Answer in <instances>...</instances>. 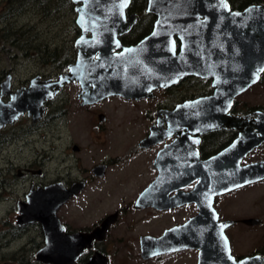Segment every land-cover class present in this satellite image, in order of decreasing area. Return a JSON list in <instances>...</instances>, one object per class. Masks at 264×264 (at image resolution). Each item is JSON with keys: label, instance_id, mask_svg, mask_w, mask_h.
<instances>
[{"label": "water", "instance_id": "95a60500", "mask_svg": "<svg viewBox=\"0 0 264 264\" xmlns=\"http://www.w3.org/2000/svg\"><path fill=\"white\" fill-rule=\"evenodd\" d=\"M72 1L76 25L81 29L74 41L75 61L57 80H41L36 75L28 87L11 93L10 101H0V125L12 123L25 110L37 111L40 117L44 101L66 83H79L78 98L82 104H89L110 95L150 97L156 88L173 85L186 75L213 78L212 95L177 105L166 114L167 127L162 136L158 132L163 119H159L160 129L151 127L149 136L140 143L149 145L177 134L159 151L154 161L158 175L139 195L137 203L159 209L189 201L198 206L195 217L165 230L160 237H141V255L148 258L195 247L197 264H264V257L259 255L235 259L224 232L230 221H219L213 207L216 194L264 178V160L239 164L245 153L264 140V113L255 112L254 119L250 115L228 114L234 98L254 84L264 70V1L237 11L231 9L228 0H149L148 10L158 18L152 32L132 46H124L118 38L134 23V17L125 16L130 0ZM176 36L180 40L178 52ZM9 83L10 74L2 83L1 94L8 92ZM242 124L246 125L243 129ZM226 127L239 129L240 136L217 155L202 160L195 148L198 142L190 143V132L199 134ZM253 128L260 136L252 137ZM193 177L197 179L193 190L169 196L172 188L185 185ZM83 187L82 181L69 188L54 183L31 190L27 202L19 205V219L43 223L46 241L35 256L44 264H79L78 256L95 238V232L64 233L56 216L58 208ZM109 220L110 217L103 222L105 227ZM257 221L246 220L250 224ZM84 264H108V259L96 252Z\"/></svg>", "mask_w": 264, "mask_h": 264}, {"label": "flooded vegetation", "instance_id": "af4514ba", "mask_svg": "<svg viewBox=\"0 0 264 264\" xmlns=\"http://www.w3.org/2000/svg\"><path fill=\"white\" fill-rule=\"evenodd\" d=\"M241 5L237 9L232 10H243L249 5L261 4L264 0H238ZM72 4L74 17L73 23L75 38L80 36L81 29L76 25L77 12L75 10V4L72 0L69 1ZM229 2V1H228ZM149 0H130L128 6L125 9L126 19L134 17V23L130 29L118 36L119 40L124 46H132L137 44L139 41L148 36L155 25L158 15L148 10ZM90 35V33H88ZM73 41V45H74ZM176 52L179 51L180 40L175 37ZM75 47V46H74ZM10 50V49H9ZM76 50V48H75ZM77 53V51H76ZM14 55V54H13ZM11 59V56H9ZM14 58H17L16 54ZM76 59L72 60L73 63ZM15 61V59H13ZM15 61V65L10 68L11 71L2 70L0 73V101L8 102L11 99V93H17L21 88H26L29 86L30 81L34 76L40 75L41 80L51 79L53 81L58 79L59 74L66 72L68 69V63L65 69H61L57 74L49 73L44 74H34L29 75L23 79L17 77L13 70L19 63ZM8 74H10V83L8 87V92L1 94L2 83L6 80ZM19 78L18 82L16 79ZM77 82L66 83L64 86L58 89L56 94L51 99H46L43 103L44 112L40 117H37V111L34 113H29L25 110L18 114L12 123H6L0 125V206L5 205L4 213L0 218V248L1 251L11 247L12 244H20L13 251V259H15V264H44L43 262L36 259V253L44 246L46 241V231L43 227V223L34 219L28 221L26 219H19L22 215L19 205L27 202V196L31 190H37L38 188H44L46 186L52 185L54 183H60L64 187L69 188L73 183L82 181L84 182L83 189L72 198L80 195L82 191L87 187L88 183L91 181V177L85 175L87 169L83 166L77 167L78 175H73V167H55L54 164L57 161H68V155L59 156L55 155V151L58 150L57 147H53L54 141H60L65 137V132L68 129L70 116H76V113L72 111L75 101L72 98L71 93L66 91V87L70 84ZM79 91L75 92L76 104L80 111L77 114H83L86 118L83 119L85 126H89L91 121L94 122L95 126H100V122L106 120V116L102 113L96 112L95 109L99 107L104 101L117 99L123 102H140L149 99L148 106L143 108V117L149 121L147 126L148 130L146 135L137 142V148L141 151L151 150L156 148L152 156L150 167L155 171L153 179L143 186L140 191L135 195V198L131 202L122 201L119 205L112 208L109 212H106L99 216V219L92 223L91 225H83L81 227H74L73 224L69 223L67 219L71 217L69 211L65 207L67 202L63 203L56 211V216L60 221L61 226L66 234L74 233H84V234H96L95 238L92 239L91 245L84 249L81 255L78 256L76 262L79 264L86 263L96 252L102 254L108 259V264H111L113 255L110 248L111 241L117 243H124L126 240H132V234L136 235L138 241V252L137 256L140 258L143 264L149 262H160L164 258H172L177 254L185 251H196V263L198 260V250L195 247L180 248L173 251L162 252L160 254L154 255L152 257L143 258L141 255V237L152 236L160 237L165 230L170 229L175 226L182 225L189 219L195 217L198 213V206L195 201H189L177 204L173 207L159 209L154 205H140L137 203L139 195L152 183V181L158 175V170L154 165L155 158L157 157L160 150L164 148L165 145L171 143L177 136V134H172L156 142H152L149 145H141L140 143L144 141L150 134L151 127L159 128L157 121L163 119L161 123V129L158 132L160 137L162 136V130L167 127L166 114L169 111L175 109V107L186 100H193L199 97H207L214 93L213 78L211 77H200L195 75H186L178 80V82L170 85L168 87H159L153 90V95L151 97H143L140 99L126 98L121 95H110L96 102L89 104H82L81 99L78 98L80 92V85L77 83ZM256 85L264 86V70L260 73L258 80L248 87L244 92L237 95L232 103V106L228 110V114L236 117H245L250 115L252 119L257 117L255 112L260 111L264 113V103L260 106H250L248 104H238L237 97L250 90ZM157 91L161 92L157 96ZM141 107V105H140ZM97 113V119H93ZM78 114V115H80ZM92 124V123H91ZM93 125V124H92ZM245 124H242L241 129L244 128ZM246 126V125H245ZM155 128V129H156ZM64 129V130H63ZM254 129V128H253ZM63 130V131H62ZM253 131V138L260 136L257 130ZM240 136V130L234 127H226L210 130L204 133L189 134L190 143L198 142L195 144V148L198 150L199 157L202 160H206L214 155H217L222 150L229 147L238 137ZM195 138V139H194ZM59 142V144H60ZM43 144L42 150H37V144ZM147 143V142H145ZM264 146V140L254 146L251 150L245 153L241 159H239L240 165H248L258 161H263L264 157L256 158L257 152ZM73 152H78L80 148L76 143H71L67 145ZM135 150V149H134ZM124 157H111L103 160L101 163L93 166L90 171L92 176L103 177L105 176L108 167L122 161ZM129 159H124L123 162H127ZM104 166L103 170L95 169L98 166ZM142 173L148 175L149 168L144 163L142 164L139 172H137V177H143ZM196 176V175H193ZM180 177V176H179ZM190 178V177H189ZM193 177L185 185H178L170 190L169 196L175 195L177 192L184 191L189 192L194 189L197 179ZM129 179V178H128ZM127 178L124 181L128 180ZM264 182V178L246 183L244 185L229 189L220 194H216L213 200V207L218 214L219 221H227L230 223L225 227V234L228 237L230 243L231 254L236 260H240L247 257H253L259 255L264 257V234L257 235L253 240H242L238 234L233 230H240L236 228L239 225L246 227H254L258 225H264V219L254 215H246L242 217L224 218L221 215V207L225 204H220V201L225 197L229 198L230 195L238 194L242 191H248L250 187H255L258 184ZM126 199V198H125ZM101 205V204H100ZM247 204H241L237 208L238 212H244L250 210V206L244 207ZM191 209L192 214L183 221L174 223L169 227L164 228L159 233L153 232H137L139 220H148L155 218L158 214L167 212L173 214V211H181L186 209ZM219 209V210H218ZM253 209V208H252ZM171 212V213H170ZM175 214H180L179 212H174ZM44 215L45 213H40ZM168 214V215H169ZM110 217L108 224L105 227L103 223L107 218ZM248 219L258 220L254 224L247 223ZM124 220L123 230L120 232L121 221ZM147 221V222H148ZM104 225V226H103ZM236 228V229H235ZM59 233H62V229L58 228ZM231 235L229 236V233ZM235 238L238 241H235ZM235 248H233L232 247ZM116 252V251H115ZM170 262V260L168 261ZM48 264V263H47Z\"/></svg>", "mask_w": 264, "mask_h": 264}, {"label": "rangeland", "instance_id": "374dc122", "mask_svg": "<svg viewBox=\"0 0 264 264\" xmlns=\"http://www.w3.org/2000/svg\"><path fill=\"white\" fill-rule=\"evenodd\" d=\"M5 1L7 2V0H0V16L6 12L7 5H5ZM48 9H45L46 11L42 13L30 9L31 11L23 18L20 24L23 22H32L38 27L39 32L46 36L48 40L53 36H57L56 46L60 47L62 51H65L70 44L73 43L75 38V24L73 23L75 12L70 11V8H66L61 12L58 11L57 15L62 14L64 19L57 21L54 20V16L48 14ZM14 21L12 17L8 19L0 17V29L5 30L10 25L13 26ZM55 23L57 24L54 25ZM4 47L5 49H10L11 51H9L11 54H16L17 58L14 59L15 61H19L16 62L19 64L13 72L21 79L29 75L55 74V72L60 71V69L55 71V69L52 68L53 64H48L47 66L34 59H22L21 61L19 58H21L22 52L9 42H5ZM0 59V73L2 70L11 71L10 68L15 65V61L10 59L9 54L4 53L3 56L1 54ZM19 78L16 79V82H18ZM66 91L71 93L75 101L72 111L76 113V116H73V114L70 116L69 122L71 125H68L69 130L63 132V134L65 133V137L61 142L53 140V147H57L58 149L55 151V155L59 156V159H61L62 156L68 155V161H57L54 165L55 167L58 166L59 169L72 166L73 175H78V171H76L77 167L83 166L88 170L85 175L91 177V181L80 195L72 198L65 206L69 214H71V217H69L67 221L73 224L74 227H81L85 224L91 225L96 222L100 215L109 212L112 208L119 205L120 202H131L135 198V195L140 189L150 182L156 174L153 168L150 167V163L157 147L144 151L137 148V142L146 135L148 130L147 126L149 121L143 117V108L145 105H149V102H151L149 99L136 103L118 101L114 98L104 101L95 111L104 114L106 120L100 122V126L94 125V122L99 123L98 120L91 121L93 125L90 123L87 127L85 124H82L86 116L80 113H78L80 115L77 114V111H80L75 99V92L79 91L77 83L67 86ZM159 94H161V92L157 91V96H159ZM237 103L241 105L244 103L250 106L262 105L264 103V86L256 85L246 91L237 97ZM93 119H97V113ZM71 143H76L80 150L78 152H73L67 147V145ZM43 146V144L39 143L36 149L42 150ZM111 157H124V159L129 160L123 162V159L119 163L109 166L103 177L92 176L90 169L96 164ZM260 157H264V146L257 152L256 158ZM143 163L149 168V174L146 175L142 173L143 177L135 179ZM126 178L129 179L124 181ZM222 203H226L220 208L221 215L224 218L254 215L264 219V182L255 187H250L248 191L230 195V197L226 199L224 197L220 201V204ZM241 204H247L244 205V207L250 206V210L238 212L239 209L237 207ZM5 208V205L0 206V218ZM174 212H179L180 214H175ZM172 213L173 214L167 212L160 213L150 221L138 219L136 222L138 223L137 232H155L157 234L164 228L188 218L190 216L189 214H192V210L187 208L186 210L173 211ZM123 227L124 220L121 221L120 232L123 230ZM236 228H240V230L233 231L244 241H251L255 239L257 235L264 234V225L254 227L239 225ZM230 235L231 232L229 233V236ZM235 241H238V239L235 238ZM109 243L113 255L111 264L144 263L137 256L138 241L136 235L132 234V240L127 239L124 243H115L113 241ZM19 245L18 243L12 244L11 247L4 249V251H1L0 248V264H15L16 261L13 259L12 253ZM196 255V251H185L172 256V258H164L160 262L152 261L151 263L149 262V264H195ZM169 260L170 262H168Z\"/></svg>", "mask_w": 264, "mask_h": 264}, {"label": "trees", "instance_id": "16d2710c", "mask_svg": "<svg viewBox=\"0 0 264 264\" xmlns=\"http://www.w3.org/2000/svg\"><path fill=\"white\" fill-rule=\"evenodd\" d=\"M70 0H7L5 1L6 12L0 16L1 18L12 17L15 21L13 26L10 25L7 29H0V58L1 54L7 53L14 59L11 50L5 49L4 43L9 42L13 46L17 47L21 53L22 59L42 62L43 64H53L52 68L56 70L65 69L68 63H71L75 58L76 50L73 43L70 44L67 50L62 51L60 47L56 46L57 36L47 39L42 35L38 27L32 22H23V18L32 10L37 12H44L48 9V14L55 17L54 20H63L62 14H58V11H63L66 8H70L73 11ZM233 9L240 7L241 3L238 0H228ZM35 11V12H36ZM47 13V12H45ZM55 23L54 25H56ZM76 35V34H75ZM52 45V46H51ZM1 61V59H0ZM59 72V71H58ZM57 74V72H55Z\"/></svg>", "mask_w": 264, "mask_h": 264}]
</instances>
